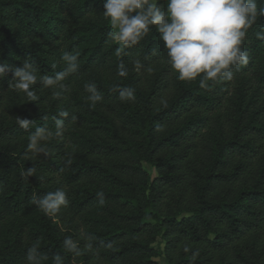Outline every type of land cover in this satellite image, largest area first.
<instances>
[{
  "label": "trees",
  "instance_id": "obj_1",
  "mask_svg": "<svg viewBox=\"0 0 264 264\" xmlns=\"http://www.w3.org/2000/svg\"><path fill=\"white\" fill-rule=\"evenodd\" d=\"M103 11V0H0V62L28 59L38 75L62 71L65 51L79 63L65 89L34 86L37 102L9 85L10 74L0 80V264H27L34 243L44 264L57 253L64 264H162L163 254L169 264H264V16L241 45L248 63L231 81L200 87V77L178 79L154 27L117 55ZM90 83L102 96L95 107ZM124 87L134 100L120 99ZM61 110L63 135L46 142L48 156L32 155L16 117L54 131ZM57 188L69 203L56 216L30 203ZM81 233L95 237L92 251ZM69 236L80 256L65 252Z\"/></svg>",
  "mask_w": 264,
  "mask_h": 264
},
{
  "label": "clouds",
  "instance_id": "obj_2",
  "mask_svg": "<svg viewBox=\"0 0 264 264\" xmlns=\"http://www.w3.org/2000/svg\"><path fill=\"white\" fill-rule=\"evenodd\" d=\"M103 15L110 19V33L112 39L121 47L117 55L124 48H130L138 43L154 27L159 33L163 47L172 69L178 72L180 80L199 79L200 87H207L209 81H231L233 68L248 63V54L241 45L246 37L247 30L256 22L258 16H264V7H259L257 0H167L166 9L162 10L159 0H103ZM258 39L264 41V31L257 32ZM156 50H153L155 54ZM64 62L62 71H55L54 75H38V68L34 62L25 60L22 66L0 62V80L11 75L9 85L16 91L24 93L29 101H38L35 91L37 84L44 88L59 86L65 89L62 83L69 75L79 69L78 53L65 51L61 56ZM141 61L137 60L134 67L139 71ZM55 68V65L52 66ZM117 74L126 77L128 69L124 63L118 65ZM89 93L87 99L91 107L102 99L95 83L85 86ZM59 96V93H56ZM122 101L135 99L134 89L124 87L119 89ZM69 112L61 110L52 119L55 130H50L46 125H35L34 120L16 117L17 124L29 132L27 150L32 155H49L46 142L51 138L63 135L65 121ZM76 120L75 115L71 116ZM71 159L65 161L71 164ZM36 174L35 167L25 170L22 175L29 178ZM39 179V177H38ZM98 203L103 206L105 197L103 191L97 192ZM30 203L36 205L45 215L56 216L62 206L69 203L67 193L62 188L47 192L42 197L33 195ZM81 239L86 241L85 248L93 250L92 241L95 237L88 233H81ZM65 252L76 256L82 254L76 240L65 237L63 240ZM187 251V249H185ZM48 259L46 254L39 251L38 243H34L27 250V264H44ZM54 264H64V258L59 254L53 257Z\"/></svg>",
  "mask_w": 264,
  "mask_h": 264
},
{
  "label": "rangeland",
  "instance_id": "obj_3",
  "mask_svg": "<svg viewBox=\"0 0 264 264\" xmlns=\"http://www.w3.org/2000/svg\"><path fill=\"white\" fill-rule=\"evenodd\" d=\"M146 168L150 171V173L152 175H156V170H155V167L154 166H152L151 164H147L146 165ZM161 243H162V247L164 248L165 247V240H162ZM159 261L162 264H169L168 261L166 260V257H165L164 254L162 256H160Z\"/></svg>",
  "mask_w": 264,
  "mask_h": 264
}]
</instances>
